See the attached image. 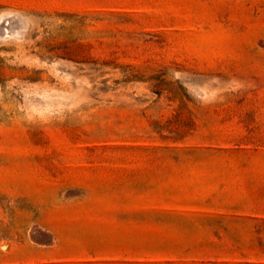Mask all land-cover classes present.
<instances>
[{"label": "rangeland", "instance_id": "374dc122", "mask_svg": "<svg viewBox=\"0 0 264 264\" xmlns=\"http://www.w3.org/2000/svg\"><path fill=\"white\" fill-rule=\"evenodd\" d=\"M0 264H264V0H0Z\"/></svg>", "mask_w": 264, "mask_h": 264}]
</instances>
